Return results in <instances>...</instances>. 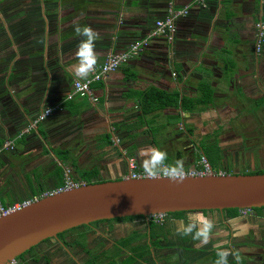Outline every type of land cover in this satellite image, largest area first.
Wrapping results in <instances>:
<instances>
[{
  "label": "crops",
  "instance_id": "crops-1",
  "mask_svg": "<svg viewBox=\"0 0 264 264\" xmlns=\"http://www.w3.org/2000/svg\"><path fill=\"white\" fill-rule=\"evenodd\" d=\"M192 1L0 0V147L15 139L12 149L0 152L5 205L60 186L66 168L81 180L91 170L92 180L124 178L129 158L143 169L138 152L148 147L166 151L168 164H191L202 144L215 143L209 134L226 129L220 117L237 109L226 103L259 99L264 89L255 39L256 23L264 24V0H207L205 7ZM170 2L189 7L176 21L171 42L153 39L105 81L93 83L97 103L65 99L79 78L73 66L83 37L75 33L76 24L99 33L95 51L101 63L109 52L145 36ZM168 98L176 105L163 106ZM182 99L209 104L185 108ZM57 104L61 110L17 137L41 110ZM224 143L216 145L222 150ZM222 159L219 154L217 165ZM202 212L214 228L206 245L195 243L194 264H215L218 244L249 264L263 255L264 208L231 217ZM240 260L229 255L228 264Z\"/></svg>",
  "mask_w": 264,
  "mask_h": 264
},
{
  "label": "water",
  "instance_id": "water-1",
  "mask_svg": "<svg viewBox=\"0 0 264 264\" xmlns=\"http://www.w3.org/2000/svg\"><path fill=\"white\" fill-rule=\"evenodd\" d=\"M264 207V173L189 176L182 184L120 178L51 193L0 217V264L59 233L98 220Z\"/></svg>",
  "mask_w": 264,
  "mask_h": 264
},
{
  "label": "flooded vegetation",
  "instance_id": "flooded-vegetation-1",
  "mask_svg": "<svg viewBox=\"0 0 264 264\" xmlns=\"http://www.w3.org/2000/svg\"><path fill=\"white\" fill-rule=\"evenodd\" d=\"M260 53L257 58L261 65L260 85L264 89V57L259 58ZM263 103L264 92L255 101V105L258 107ZM235 112L236 110L232 113L226 112L219 122H229L237 115ZM213 120L218 122L217 117ZM241 128L240 134L229 129L223 131V137L220 135V142L226 141V144H222V150L231 154L232 158L227 160L231 167H235V155L239 151L246 150L252 155V149L261 148V143L256 144L257 147L241 146L243 139L241 141L239 135L245 134L244 126ZM220 132L222 131L212 134L216 137ZM212 142L219 144L216 138ZM244 166L251 169L245 170ZM263 166L264 163L257 160L255 163H245L242 168L229 169L233 171L229 173H247L264 168ZM192 212L195 211H184L182 216L166 213L161 223L140 215L128 216V219L120 217L94 221L45 239L15 257L13 261L14 264H194V246L197 240L177 233L179 222L188 223V215ZM262 254L254 255L257 262L251 264H264V253ZM237 263L242 264L241 260Z\"/></svg>",
  "mask_w": 264,
  "mask_h": 264
},
{
  "label": "built area",
  "instance_id": "built-area-1",
  "mask_svg": "<svg viewBox=\"0 0 264 264\" xmlns=\"http://www.w3.org/2000/svg\"><path fill=\"white\" fill-rule=\"evenodd\" d=\"M207 0H193L192 4L205 7L207 5ZM188 6L175 7L173 3H169L166 9V13L163 17L155 20L151 30L142 38L134 40L128 45V47L120 52H109L103 62L96 63L94 71L88 77L87 80H82L80 78L74 79L72 83L71 90L65 95L66 100H71L74 97H82L89 100L91 103H97L98 97L94 92L92 87L93 83L99 81H105V79L112 72L116 71L121 65L127 63L130 59L142 53L150 44L153 39L163 38L168 42L174 39V34L176 32V21L181 17H185L188 13ZM264 38V24L262 22L256 23V39H255V50L258 53L263 44ZM62 107L57 104L50 107H46L41 110L31 121L28 123L20 132H18L17 137H21L23 134L31 131L36 125L44 121L47 117L52 115L55 111L61 110ZM117 142V140L114 138ZM15 139H6L1 147L0 152L5 149H12L14 147ZM185 172L189 176H205V175H224L228 174L222 169H217L212 167L208 162L207 158L200 154V159L195 161V163L189 168H185ZM162 176V175H161ZM148 177L143 169L138 168L134 158L128 159V172L124 178H145ZM85 181L81 179H76L72 176L70 168L64 170L63 182L60 186L47 191L42 192L32 197L13 203L11 205H5L0 198V217L10 214L12 211L21 208L22 206L28 205L34 201H37L41 197L49 195L51 193H56L64 190H68L80 185H84ZM241 215H250L254 212L253 208H241L238 210ZM166 216V213H155L148 217L157 223H161ZM9 264H14L11 260Z\"/></svg>",
  "mask_w": 264,
  "mask_h": 264
},
{
  "label": "clouds",
  "instance_id": "clouds-1",
  "mask_svg": "<svg viewBox=\"0 0 264 264\" xmlns=\"http://www.w3.org/2000/svg\"><path fill=\"white\" fill-rule=\"evenodd\" d=\"M74 31L77 36L83 37L76 51L79 63L73 66L74 72L80 79L87 80L94 71L98 61L95 42L99 37V33L93 30L91 26H81L79 24L75 25ZM138 156L141 158L144 173L150 179L155 180L162 175L173 183L182 184L187 178L185 161L178 159L172 164L166 163L168 153L158 147L141 149L138 152ZM109 167L111 169V165ZM187 219L188 223L179 222L177 233L182 236H192L194 240L206 245L210 240L214 228L213 220L202 211L189 213ZM215 247L218 249L216 252L218 259L215 261V264H228L229 255H232L237 261L240 260L238 252L225 249L223 244H218Z\"/></svg>",
  "mask_w": 264,
  "mask_h": 264
},
{
  "label": "rangeland",
  "instance_id": "rangeland-1",
  "mask_svg": "<svg viewBox=\"0 0 264 264\" xmlns=\"http://www.w3.org/2000/svg\"><path fill=\"white\" fill-rule=\"evenodd\" d=\"M261 52V53H260ZM257 53V52H256ZM259 58L264 57V38H263V44H262V50L259 51L257 54H259ZM229 106L236 107V112L234 114L235 118L230 119L229 122H227L228 127L226 129H222L220 133H217L216 137L213 134H210L207 139L210 141H213L215 138L220 142L221 136L223 137V131H228L229 129H234L233 131L238 132V134L241 133V127L244 126L243 132L245 134L239 135V139H243V143L241 146L244 147H254L256 144L261 143L260 149H252L254 152L251 155V152L246 150H241L235 155V161L234 165L235 167H231L229 160L231 157L230 153H227L225 151H221L219 154L223 157L221 160V163H219L216 168L222 169L226 173L227 172H233L229 169H236L237 167H243L245 163L251 164L255 163L257 160H260L264 163V103L259 105L258 107L255 105V101L247 100L243 102H229L226 103ZM233 111H229L228 113H232ZM233 114V115H234ZM230 135V134H229ZM261 135V137H260ZM225 137V136H224ZM224 141V140H223ZM226 142V141H224ZM256 145V147H257ZM191 150H194V148H191ZM200 159V154L197 156L195 161ZM224 160V162H222ZM195 161L191 164H187L185 168H189L192 166ZM264 167V166H263ZM245 170L251 169L249 166H244ZM236 173H241L236 171ZM23 200V199H21ZM264 248V247H263ZM210 249V248H209ZM246 261V260H245ZM242 264H248V262L241 261Z\"/></svg>",
  "mask_w": 264,
  "mask_h": 264
},
{
  "label": "trees",
  "instance_id": "trees-1",
  "mask_svg": "<svg viewBox=\"0 0 264 264\" xmlns=\"http://www.w3.org/2000/svg\"><path fill=\"white\" fill-rule=\"evenodd\" d=\"M171 97H177V95H171ZM154 99V98H153ZM158 100L159 99H157V97H156V99L154 100V101H157L158 102ZM175 99H173V98H168L167 100H165L164 102H163V106H164V104L165 103H169V104H171V105H173V104H175L176 105V101H174ZM193 101L194 100H192V103H189L188 101H187V99H182V101H181V106L182 107H185V108H190L189 106H191V104H192V106H194V105H197V104H209V101H206V100H204V99H202V100H196V102L194 101V103H193ZM149 102V101H148ZM191 102V101H190ZM162 105H160V106H162ZM162 106V107H163ZM153 107H151V109H149V110H153L152 109ZM156 108H158V107H156ZM220 147H218V145H216V143H211V144H209V145H207V144H202V147H201V154H203L206 158H207V160H208V162L210 163V165L212 166V167H216L217 166V161L219 160V153H220ZM96 173V170H91V171H86L85 173H83L82 175H81V178H82V180H84L85 181V183H91V182H98L97 180H92L91 178H92V176L94 175ZM247 173H264V168H258V169H255V170H253V171H250V172H247ZM264 207H260V208H253V210H255V211H257V210H261V209H263ZM238 210L239 209H236V208H229V209H224L223 210V212H225L226 214H228L230 217L231 216H235V215H237V212H238ZM202 211H207V210H202ZM183 213H184V211H179V212H173V213H171V214H173L174 216H182L183 215ZM129 217L127 216V217H124V219H128ZM148 218V217H147Z\"/></svg>",
  "mask_w": 264,
  "mask_h": 264
}]
</instances>
